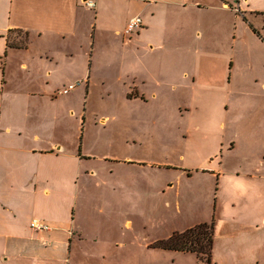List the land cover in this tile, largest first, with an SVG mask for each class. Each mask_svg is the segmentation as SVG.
Listing matches in <instances>:
<instances>
[{
	"label": "crops",
	"instance_id": "obj_1",
	"mask_svg": "<svg viewBox=\"0 0 264 264\" xmlns=\"http://www.w3.org/2000/svg\"><path fill=\"white\" fill-rule=\"evenodd\" d=\"M94 1L0 0V264H130L126 242L111 236L109 224L77 220L82 194L98 181L80 154L61 146L62 109L75 107L72 92L83 86L87 102L97 85H118L106 92L116 102L147 104L178 94L182 64L200 69L189 53L196 46L210 53V33L197 26L207 11L264 32V0ZM136 17L142 26L126 33ZM104 55L108 60L100 62ZM257 74L250 86L237 81L234 109L228 96L220 111L200 106L214 102L212 92L184 85L194 102L189 133L205 124L211 131L205 144L220 147L204 169L220 185L210 219L200 221L215 227L206 264H264V77ZM46 111L54 121L50 134ZM34 220L48 228L33 227ZM159 241L141 248L167 250L155 246Z\"/></svg>",
	"mask_w": 264,
	"mask_h": 264
},
{
	"label": "rangeland",
	"instance_id": "obj_2",
	"mask_svg": "<svg viewBox=\"0 0 264 264\" xmlns=\"http://www.w3.org/2000/svg\"><path fill=\"white\" fill-rule=\"evenodd\" d=\"M206 4V8L211 7ZM203 15L207 16L197 18V26L210 33V53L203 54L198 46L194 47L197 52L189 53L200 69L182 64L185 67L175 72L178 94L147 104L116 102L106 92L111 89L115 93L118 85H97L92 87L93 95L87 102L83 86L84 91L79 88L72 92L77 103L67 114L69 108L62 109L57 123L61 146L80 154L83 169L98 181L97 186L82 194L77 220L109 224L113 228L111 236L126 242L130 264H138L139 253L142 264L199 263L194 253L141 248L142 244L167 239L176 231L183 232L210 219L214 196L219 195V180L204 169L211 165L208 156L212 152L220 156V147L205 144L211 134L205 124L189 133L195 119L190 112L194 102L184 85L195 84L197 89L214 93H210L214 102L199 104L220 111L227 96L230 107L237 108L232 100L236 99L232 89H237V81L250 86V81L259 77L257 72L264 77V32L256 28L259 33L253 32L250 24L243 27L224 13L207 11ZM108 58L104 55L100 62ZM169 88L165 86L166 91ZM218 90L223 96H217ZM85 109L86 117L81 116ZM45 114L50 134L54 121L48 111Z\"/></svg>",
	"mask_w": 264,
	"mask_h": 264
},
{
	"label": "trees",
	"instance_id": "obj_3",
	"mask_svg": "<svg viewBox=\"0 0 264 264\" xmlns=\"http://www.w3.org/2000/svg\"><path fill=\"white\" fill-rule=\"evenodd\" d=\"M215 227L213 222H203L183 232H175L155 244L167 250L190 251L197 254L198 264L211 260Z\"/></svg>",
	"mask_w": 264,
	"mask_h": 264
},
{
	"label": "built area",
	"instance_id": "obj_4",
	"mask_svg": "<svg viewBox=\"0 0 264 264\" xmlns=\"http://www.w3.org/2000/svg\"><path fill=\"white\" fill-rule=\"evenodd\" d=\"M86 4L88 6H94L95 5V1L94 0H86ZM141 26H142V19L140 17L133 18L132 20L129 21V23L127 25L126 33H131V32H133L134 30L138 29ZM75 87H76L75 84H71V85L65 87L62 90V92L63 93H68L70 90L74 89ZM32 226L35 227V228H39V229L48 228L46 225H43V224L39 223L37 220L33 221Z\"/></svg>",
	"mask_w": 264,
	"mask_h": 264
}]
</instances>
